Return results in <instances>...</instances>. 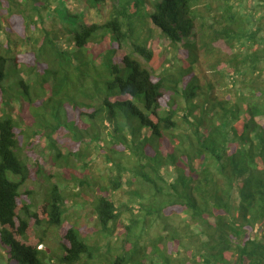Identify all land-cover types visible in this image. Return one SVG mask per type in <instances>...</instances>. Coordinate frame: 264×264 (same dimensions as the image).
I'll return each instance as SVG.
<instances>
[{"label":"trees","instance_id":"obj_1","mask_svg":"<svg viewBox=\"0 0 264 264\" xmlns=\"http://www.w3.org/2000/svg\"><path fill=\"white\" fill-rule=\"evenodd\" d=\"M200 3L0 0V264H89L98 251L62 226L65 196L50 174L39 204L22 190L45 173L20 147L25 119L48 130L30 134L45 135L53 166L76 159L86 168L88 147L105 151L116 174L111 192L101 187L92 199L96 230H125L108 264H264V0H218L205 11ZM220 49L234 100L215 97L195 72L200 51ZM59 131L77 151L60 153ZM122 178L137 185L130 204L111 196ZM172 212L185 216L182 232L143 244L148 219ZM53 228L58 256L41 249Z\"/></svg>","mask_w":264,"mask_h":264},{"label":"rangeland","instance_id":"obj_2","mask_svg":"<svg viewBox=\"0 0 264 264\" xmlns=\"http://www.w3.org/2000/svg\"><path fill=\"white\" fill-rule=\"evenodd\" d=\"M246 2L247 0H243V5H245ZM217 3L218 0H201L199 8L205 11L204 7L211 5L214 10L215 7H217ZM89 16L92 17L93 14L90 13ZM153 36L154 46L162 50L164 54H169L171 48L167 41L157 32H154ZM123 50L125 53L129 52L127 48H123ZM220 51L222 50L220 49ZM136 57L142 60L140 57ZM225 57H229V54L226 53V51H222L218 56H211L210 54L205 55L203 51H200L199 63L195 68V72L199 75L202 81L204 80V82H210L213 84V94L215 97L219 99L234 100V88L230 83V79L226 76L231 70L224 65L223 59H225ZM142 62L144 61L142 60ZM20 114L21 113H19L17 109L13 111L14 117H20ZM25 120L23 129L29 133L28 136H30V138L26 135L22 136L20 147L22 148V151H27L24 152V154L28 159V166L35 168L34 165L39 163V166L45 171V173L35 180L24 182L22 190L28 191L30 193L28 195L30 199L29 202L33 205H37L42 202L45 196L48 182L56 183L62 189L66 201L65 208L67 212L66 216L62 218V226H69V224H71L80 229L82 234L87 237L89 243L98 249L94 254V258L89 261V264H108L109 261L113 260V257L121 251V245L125 240V230L123 229V226H119L113 237H104L96 230L98 227L92 209V199L96 194H99L101 187H105L108 192H111V181L116 174L114 169L112 172L109 169L111 163L106 161V157L104 156L105 151H98L97 148H94L93 146L88 147L90 155L89 159L91 161L89 159L85 160V163L88 165L86 168H84L83 163L78 162L76 159H70V166L69 163H63L64 160L62 161L61 159L58 160L60 165L53 166L47 155V140L44 137L48 134V130L36 125V123L38 124V119ZM28 127H30V129H28ZM35 129H37V134L45 135L42 136L41 139H37V136L30 134V130ZM52 139L56 142L57 148L62 155H67L69 151H77L78 149V144L72 139V137L62 131L52 135ZM32 145L33 147L31 148ZM84 147L85 145H82L81 148L83 149ZM31 149H33V152H31ZM48 174L51 175V179L47 182L46 176ZM78 174L83 175V181L90 182L89 186H79L78 179H74L75 177H78ZM16 180L18 181V179ZM120 182L122 183L121 187L111 196L118 204L128 203L129 199H131L130 192L137 189V185L134 181L130 184H126L124 178H122ZM122 213V224L126 225L130 218V212L124 209L122 210ZM135 213L138 220H141L144 217L143 213ZM162 217V219H148V227L144 232L143 244H148L152 239L159 235H171L175 230L180 233L182 232V227L184 225L183 221L185 220L183 214L172 212L162 215ZM260 232L261 230L259 229V233ZM41 249L46 250L48 254H52L53 256L61 254L58 250L57 228H53L47 232V239L44 244H42ZM162 251L163 250H157L158 254L156 256L164 254ZM178 251H181V254H183L182 250L179 249ZM174 254L176 255V253Z\"/></svg>","mask_w":264,"mask_h":264}]
</instances>
